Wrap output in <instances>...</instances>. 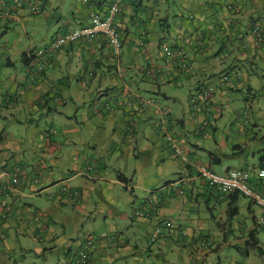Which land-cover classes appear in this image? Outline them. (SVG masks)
<instances>
[{
	"label": "crops",
	"instance_id": "obj_1",
	"mask_svg": "<svg viewBox=\"0 0 264 264\" xmlns=\"http://www.w3.org/2000/svg\"><path fill=\"white\" fill-rule=\"evenodd\" d=\"M114 1L0 0V264H264L260 209L197 172L264 197V0H126L120 55L52 51Z\"/></svg>",
	"mask_w": 264,
	"mask_h": 264
},
{
	"label": "built area",
	"instance_id": "obj_2",
	"mask_svg": "<svg viewBox=\"0 0 264 264\" xmlns=\"http://www.w3.org/2000/svg\"><path fill=\"white\" fill-rule=\"evenodd\" d=\"M125 1L126 0H115L110 9L108 17L103 18L98 14H94L91 16V23L89 26L82 27L56 38L51 44L52 51H58L66 45L72 43L93 41L102 36L107 40L109 46L112 48L113 54L116 56L120 55L123 49V40L116 25L115 19L118 16ZM252 33L256 37L257 42L264 45V30L256 27L252 30ZM210 97L211 94L208 91H205L201 94L199 99L202 101H207L210 100ZM197 101L198 100L196 99L192 100L194 103ZM161 129L166 131L165 126H161ZM166 140L169 144H172L171 146L173 149H175L179 160L183 163H188L186 154L177 146L174 138H172V136L168 133L166 134ZM197 172L199 176L206 182V184L210 188L218 190L220 195H230L237 193L256 205L260 209V215L257 218L258 226L264 228V197L252 187V177L248 171L235 170L230 171L225 175H217L205 167H199ZM18 183V177H15L12 180V184L17 185ZM4 190L5 189H2L0 192ZM63 191L65 193H71L76 197L79 195L78 192H74L67 187H65ZM168 228H170V225H166L165 229ZM165 229L162 225L157 226L151 234L150 242L156 243L162 236V233L165 231ZM76 264H89V257L85 252H81L79 254Z\"/></svg>",
	"mask_w": 264,
	"mask_h": 264
},
{
	"label": "trees",
	"instance_id": "obj_3",
	"mask_svg": "<svg viewBox=\"0 0 264 264\" xmlns=\"http://www.w3.org/2000/svg\"><path fill=\"white\" fill-rule=\"evenodd\" d=\"M234 194V193H233ZM235 194H237V193H235ZM252 246V245H251ZM252 247H257V244H253V246ZM256 249H258L257 250V252H258V254H259V256L261 257V258H264V251L263 250H261L260 248H256Z\"/></svg>",
	"mask_w": 264,
	"mask_h": 264
},
{
	"label": "rangeland",
	"instance_id": "obj_4",
	"mask_svg": "<svg viewBox=\"0 0 264 264\" xmlns=\"http://www.w3.org/2000/svg\"><path fill=\"white\" fill-rule=\"evenodd\" d=\"M260 228H262V227H260ZM262 229H264V228H262Z\"/></svg>",
	"mask_w": 264,
	"mask_h": 264
}]
</instances>
